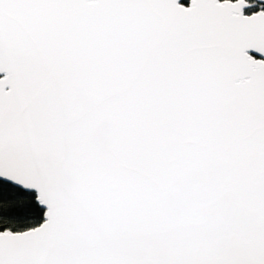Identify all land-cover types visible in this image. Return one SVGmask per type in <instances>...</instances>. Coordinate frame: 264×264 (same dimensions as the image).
Here are the masks:
<instances>
[{"label": "snow or ice", "instance_id": "6c2138e0", "mask_svg": "<svg viewBox=\"0 0 264 264\" xmlns=\"http://www.w3.org/2000/svg\"><path fill=\"white\" fill-rule=\"evenodd\" d=\"M0 264H264V0H0Z\"/></svg>", "mask_w": 264, "mask_h": 264}]
</instances>
